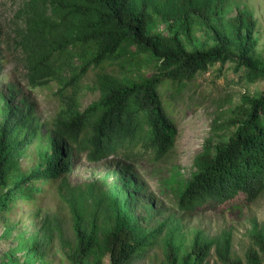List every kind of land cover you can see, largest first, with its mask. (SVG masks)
<instances>
[{"label":"trees","instance_id":"trees-1","mask_svg":"<svg viewBox=\"0 0 264 264\" xmlns=\"http://www.w3.org/2000/svg\"><path fill=\"white\" fill-rule=\"evenodd\" d=\"M234 5L236 0H28L19 12L28 75L38 86L55 82L64 95L47 130L31 113L17 117L10 109L2 118L0 216L7 228L14 226L9 216L20 202H36L59 188L74 235L66 252L71 264H133L161 244L160 264H209L213 254L216 264H264V229L256 222L249 231L252 245L240 256L231 231L211 237L196 230L188 240L166 222L142 225L121 193L61 187L82 160L165 159L179 136L168 107L211 67L230 62L244 70L248 83L264 81V65L253 54L256 19L239 5L229 17ZM158 18L168 23L166 32L153 29ZM199 30L212 33L216 43L189 50ZM5 67L0 50V76ZM90 73L100 97L82 110L79 87ZM226 125L234 130L208 139L195 159L197 170L177 184L185 214L209 201L222 204L243 193L253 202L264 193V89L244 95ZM32 146L42 161L26 171L20 157ZM43 229L41 238L25 239L22 264H49L40 248L57 235L64 238L61 219L49 214Z\"/></svg>","mask_w":264,"mask_h":264},{"label":"rangeland","instance_id":"rangeland-1","mask_svg":"<svg viewBox=\"0 0 264 264\" xmlns=\"http://www.w3.org/2000/svg\"><path fill=\"white\" fill-rule=\"evenodd\" d=\"M27 1L0 0V50L6 62L0 76V123L4 115L14 109L17 117L31 113L47 130L61 108L64 94L55 82L38 86L28 75L20 48L24 20L19 15ZM238 5L247 6L254 14L257 45L253 54L264 65V0H236L229 17L237 14ZM153 29L166 32L168 23L158 18ZM215 43L212 33L199 30L193 43L187 46L189 50L205 49ZM263 89L264 81L248 83L244 70H236L232 63L223 67L217 64L199 74L189 83L183 99L168 107L177 123L179 136L175 149L165 159H143L132 164L116 158L97 163L82 160L61 187H64L65 192L72 186H79L82 190L95 186L102 191L121 193L142 225L155 228L166 222L167 227H177L182 237L188 240L196 230H202L211 237L225 230L231 231L235 252L244 256L252 245L249 231L254 222L264 229V193L253 202L248 201L243 193L222 204L209 201L196 212L185 214L178 208L175 190L180 181L190 179L197 170L195 159L203 152L206 141L210 138L217 141L224 133L234 130L226 122L233 109L242 104L243 96H256ZM99 97L95 75L90 73L82 79L79 87L81 109ZM40 161L42 157L36 146L20 157L21 167L26 171H30ZM129 165L131 167L127 168ZM10 214L14 226L9 229L5 218L0 216V264H10L12 260L22 264L26 260L23 243L25 239L41 238L45 234L43 223L49 214L61 219L64 238L57 235L51 242L42 245L40 252L49 264H71L66 252L74 235L69 225V208L59 188L40 194L36 202H20ZM162 257L161 244L150 249L133 264H160ZM209 260V264L217 263L214 254Z\"/></svg>","mask_w":264,"mask_h":264}]
</instances>
